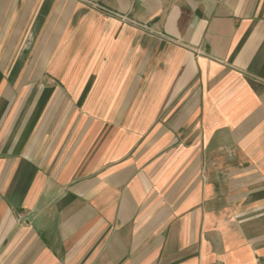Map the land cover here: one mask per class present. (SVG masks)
Segmentation results:
<instances>
[{
    "label": "crops",
    "instance_id": "0c3cea01",
    "mask_svg": "<svg viewBox=\"0 0 264 264\" xmlns=\"http://www.w3.org/2000/svg\"><path fill=\"white\" fill-rule=\"evenodd\" d=\"M0 264H264V0H0Z\"/></svg>",
    "mask_w": 264,
    "mask_h": 264
},
{
    "label": "built area",
    "instance_id": "2783aa9c",
    "mask_svg": "<svg viewBox=\"0 0 264 264\" xmlns=\"http://www.w3.org/2000/svg\"><path fill=\"white\" fill-rule=\"evenodd\" d=\"M22 218V214H19V219H21Z\"/></svg>",
    "mask_w": 264,
    "mask_h": 264
}]
</instances>
